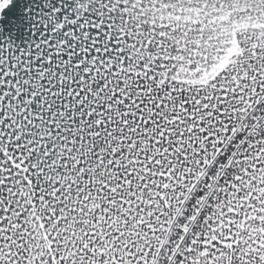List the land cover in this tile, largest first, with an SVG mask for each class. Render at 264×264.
<instances>
[{"label":"snow or ice","instance_id":"snow-or-ice-1","mask_svg":"<svg viewBox=\"0 0 264 264\" xmlns=\"http://www.w3.org/2000/svg\"><path fill=\"white\" fill-rule=\"evenodd\" d=\"M0 264H264V0H0Z\"/></svg>","mask_w":264,"mask_h":264}]
</instances>
